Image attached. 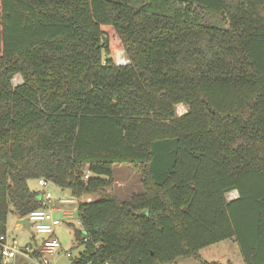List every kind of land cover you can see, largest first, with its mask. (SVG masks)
Wrapping results in <instances>:
<instances>
[{
	"label": "trees",
	"instance_id": "16d2710c",
	"mask_svg": "<svg viewBox=\"0 0 264 264\" xmlns=\"http://www.w3.org/2000/svg\"><path fill=\"white\" fill-rule=\"evenodd\" d=\"M40 177L99 194L70 264H223L224 239L264 264V0H0V235Z\"/></svg>",
	"mask_w": 264,
	"mask_h": 264
},
{
	"label": "rangeland",
	"instance_id": "374dc122",
	"mask_svg": "<svg viewBox=\"0 0 264 264\" xmlns=\"http://www.w3.org/2000/svg\"><path fill=\"white\" fill-rule=\"evenodd\" d=\"M122 50L124 54V60H129L125 49L118 48L115 49L114 55L116 60H118L117 52ZM14 82H18L21 80V75L16 74L13 77ZM188 108V105L184 102H180L176 106L177 113L180 115L185 112ZM114 179L115 183L112 187V192L116 194L121 199H127L134 195L141 194L143 192V186L141 183L140 173L132 168L128 164H117L114 167ZM28 185L31 189H40V186L37 182L36 178H31L28 180ZM48 189L53 192L54 195L60 196L63 193L69 194V191L65 189L64 191L54 185L49 184ZM108 190V189H107ZM109 191V190H108ZM70 195V194H69ZM99 194L89 193L83 194L78 197V202L75 204H67L64 203L62 206L65 208L71 207L73 214L72 215H63L60 211H55V215H58L62 218V221L59 225L56 226L55 232L56 236L61 241V249L58 253H56L52 261L55 264H70L71 258L66 256L65 252L72 251L75 255L80 251L81 247H74L76 244V230L82 229V224L80 222L79 214H78V203L81 201H90L97 198ZM6 235L8 238H15L19 242L20 246L25 245L33 241L35 238L38 240L41 239L40 234L36 233L32 227L28 228L22 224L17 223V217L13 213H9L8 221L6 226ZM201 255L203 258L212 261H220L223 264H243V256L240 251L239 245L236 241L232 239H224L222 241L213 243L210 246L204 247L201 249ZM191 258V257H187ZM178 261V260H177ZM193 264H201V262L197 259L192 258L191 261ZM31 261L22 256H18L16 264H30ZM177 264V263H176Z\"/></svg>",
	"mask_w": 264,
	"mask_h": 264
},
{
	"label": "built area",
	"instance_id": "2783aa9c",
	"mask_svg": "<svg viewBox=\"0 0 264 264\" xmlns=\"http://www.w3.org/2000/svg\"><path fill=\"white\" fill-rule=\"evenodd\" d=\"M126 61L128 60L121 61V63H126ZM21 81L22 79L14 83L17 84ZM37 182L41 187V189L39 190V200L41 202V205L40 207L31 210L26 217H28L30 225L34 229V231L43 237H41L40 240L34 239L32 242L20 246L17 239H11L8 238L6 234H1V264H16V260L19 255L22 256V258L34 262L35 264H55L52 261V258L61 249V241L56 236L55 229L56 226L59 225L62 221V218L58 215H55L54 213L55 209H59L56 201H58L59 204H75L76 202H78V198L72 195H54L53 192L48 189L51 181L45 177L37 178ZM236 197H238V191L236 189L231 190L227 193L228 199ZM62 210L63 215L65 214L70 216L73 214L71 210ZM86 240H88L87 236L84 237V241ZM79 253L80 251L77 254ZM65 254L70 258L75 255L72 251H67L65 252Z\"/></svg>",
	"mask_w": 264,
	"mask_h": 264
},
{
	"label": "crops",
	"instance_id": "0c3cea01",
	"mask_svg": "<svg viewBox=\"0 0 264 264\" xmlns=\"http://www.w3.org/2000/svg\"><path fill=\"white\" fill-rule=\"evenodd\" d=\"M52 183V182H51ZM50 183V184H51ZM52 184H54V183H52ZM54 185H56V184H54ZM57 186V185H56ZM40 189H41V187H40ZM40 189H37V190H40ZM63 190V189H62ZM64 191V190H63ZM66 195H69V194H66V193H63L62 195H60V196H66ZM56 204H57V206L59 207V209H55L54 210V212L55 211H60L62 214H63V210L62 209H67V210H71L72 211V209H71V207H68V208H65V207H63L62 205L64 204H59L58 203V201H56ZM67 204H70V203H67ZM17 217V216H16ZM19 217H17V219H18ZM19 224V223H18ZM35 239H37V238H35ZM38 240V239H37ZM32 242V241H31ZM212 245V244H211ZM210 246V245H209ZM207 247V246H206ZM191 259L192 258H183V257H181V258H179L178 259V261H177V264H193L192 262H190L191 261ZM16 263H17V260H16ZM30 264H35L34 262H32L31 261V263ZM243 264H244V262H243Z\"/></svg>",
	"mask_w": 264,
	"mask_h": 264
},
{
	"label": "water",
	"instance_id": "95a60500",
	"mask_svg": "<svg viewBox=\"0 0 264 264\" xmlns=\"http://www.w3.org/2000/svg\"><path fill=\"white\" fill-rule=\"evenodd\" d=\"M148 1H149V0H147V2H148ZM106 40H107V38H106V36H104L103 43H105ZM117 61H118L119 64H122L121 61H119V60H117ZM128 61H129V60H128ZM128 61H126V63H127ZM17 223L22 224V225H24V226H26V227H28V228L31 227V225H30V221H29L28 217H26V216H25V217H19V218L17 219Z\"/></svg>",
	"mask_w": 264,
	"mask_h": 264
}]
</instances>
